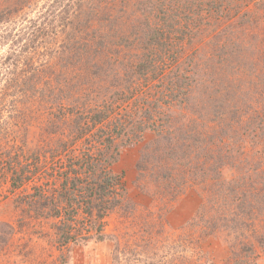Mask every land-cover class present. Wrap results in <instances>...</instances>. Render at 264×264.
Masks as SVG:
<instances>
[{
	"label": "rangeland",
	"instance_id": "374dc122",
	"mask_svg": "<svg viewBox=\"0 0 264 264\" xmlns=\"http://www.w3.org/2000/svg\"><path fill=\"white\" fill-rule=\"evenodd\" d=\"M125 1V9H128L130 0ZM246 1L228 4V0H223L219 8L212 9V17L201 16L203 20H195L197 25L194 27L189 21L186 29L184 19L179 14L182 26L178 28V24H175L170 28V35L164 39L170 47V58L167 53L164 57L168 62L167 69L170 64V69L176 67L181 73L182 81L172 88L177 91L175 87H180L182 92L189 87L192 90L186 95L179 94L172 104L166 102L170 98V91L166 90L167 94L160 100L163 104L161 113L150 117V120L146 117L143 131L137 128V122L132 124L126 117L127 111L135 110L137 103L135 96L127 101V95L123 97L119 93L124 83L120 73L114 75L109 70H102L88 77L89 82L85 83V74L83 80L79 79L82 72L60 68L55 65L54 59L41 54L38 62L43 61V70L33 80L26 81L27 84L23 86H14L12 82L10 87H5L6 78L13 77L16 72L11 66L13 64L5 67L7 62L2 59L9 50V44L0 41V222L8 227L7 240L0 246V264H233L229 257L234 235L223 224L212 234L203 233L204 218L214 216L219 209L216 206L223 201L218 202L210 191L194 184L186 186L181 194L172 198L170 178L167 180L170 172L166 175L160 169L163 164L156 168L155 164L160 163L154 162L156 158L150 163L143 160L145 165L153 166L143 170V175L137 164L142 161L144 148L148 144L153 143L162 149L170 139L179 144L182 136L190 138L191 134L194 137L197 136L196 132H204L208 133L207 139L212 137L213 140L208 141L206 147L209 148L204 151L205 154L215 157L218 154L236 155L218 168L223 173V183L239 187L241 176L250 173L247 169L251 163L257 164L258 171L264 172L262 132L255 130L249 135L240 134L242 136L232 139L231 134L221 130L222 125L229 121L236 129L237 117L244 124L253 125L256 120L261 125L260 118L264 123V9L253 7L252 3L246 6ZM124 2H118L115 13L123 8ZM187 3L191 4V1L186 0ZM44 6L47 5L41 0L38 6L31 5L25 12L35 17ZM118 18L115 28L126 26L133 29L131 34L136 37L128 39H131V44L135 39L140 40L135 49L130 48L131 44L126 46L125 51L133 55L138 45L145 43L150 28L141 21L142 18L131 26L132 19L127 13ZM22 29L13 31L15 35L28 36L34 31L33 28ZM182 29H185L184 33ZM57 32L58 35H50L45 41L52 45L50 48H54L58 40L59 43L63 41V45L67 44L66 33L61 29ZM222 44L233 47L229 49L232 52L228 61L221 60L218 53ZM20 45L16 48L21 49ZM122 47H109L108 54L114 55L112 61L116 72L121 68L119 58L124 54ZM116 49L121 51L116 52ZM158 55L157 52L152 53L157 64ZM18 66L22 68L18 77L24 78L21 74L25 68L23 60L18 62ZM60 69L63 79L65 76V81L69 84L76 82V85L60 93L59 102H53L54 99L49 96L45 100L50 91L48 79L61 74ZM76 69L79 70L78 65ZM184 76H193L191 81H186L185 87ZM151 89L141 88L143 93L139 90L138 94L147 95L145 92H149L146 97L151 100ZM53 90H57L56 87ZM42 93H45L44 97ZM80 96L83 105L76 103ZM187 98L190 100L186 104ZM103 103L111 108L109 119L94 127L89 135L76 140L73 132L74 117L78 114L76 109L98 110ZM200 106L205 111L201 117L194 113ZM73 108L75 110H71ZM120 118L128 128L114 136L113 150H119V158L111 166L124 177L125 192L121 195L120 190V195L116 196L121 201L119 205L98 222L96 214L85 215L84 206H78L83 202L75 193L76 200L73 202L78 207L76 217L70 219L65 210L66 200L60 202L61 215H51L55 203L60 198L67 199L63 197L64 192L68 198L70 193L76 192L63 186L66 178L70 187L71 180L76 177L72 170L68 171L69 164L75 163L74 168L78 169L77 159L95 147L110 155L112 151L105 147L106 143L108 146L110 144L107 136L115 119ZM212 130L217 134L213 135ZM239 149L242 152L240 155L230 153ZM248 158L252 161L245 163L244 160ZM82 170L79 176L82 179L90 178ZM19 172L23 180L19 186H13L12 176ZM65 172H69L66 177ZM214 183L217 184V181ZM226 203L220 210H225ZM36 211L41 214L43 211L45 216ZM261 222L256 226L258 231L264 230L260 227ZM23 223L26 224V230H23L26 235L22 231ZM64 223L69 225L74 237L67 244L62 241L59 229ZM93 224L96 227L90 229ZM26 241L41 243L47 250L48 256L43 263L28 260L29 257L23 252L28 247L22 246ZM263 257L264 253L259 251L258 258ZM261 260L259 264H264Z\"/></svg>",
	"mask_w": 264,
	"mask_h": 264
},
{
	"label": "trees",
	"instance_id": "16d2710c",
	"mask_svg": "<svg viewBox=\"0 0 264 264\" xmlns=\"http://www.w3.org/2000/svg\"><path fill=\"white\" fill-rule=\"evenodd\" d=\"M40 1L0 0V30L1 28L3 29L0 31L2 34L0 35V41L9 44V50L2 60L7 62L5 64L6 68L13 64L11 66L15 68L14 71L16 72H14L15 75L13 77L6 78L7 86L5 83V87H10L12 82L14 86H23L26 81L33 80L37 76V73L41 69L43 70V61L38 62V57L41 54L47 58L51 57L54 59L56 61L55 65L60 68L67 67L80 71V73L82 72L79 74V79L83 80V75L85 74V83L89 82L88 77L95 76L102 70H109L114 75L120 73V78H122L124 83H122L123 86L119 93L123 97L127 95V101H131L132 97L135 96L137 103L136 109L130 112L127 111L126 117L132 124L137 122L139 124L137 128H141V131L146 127L143 125L146 122V117L148 119L150 117L153 118L155 114L161 113L163 104L160 100L162 98L164 99V96L167 94L166 90L170 91V98L166 99L168 104H172L174 98L179 96V94L186 95L189 90H192L189 87L186 91L182 92L180 87H175L177 91L172 88L174 85H178L182 81V78L181 73H179L176 67L170 69L169 64V68L167 69L166 66L168 62L164 56L167 53L170 58V47H168L164 39L167 38V35H170V28L174 27L175 24H178V28H180L182 26L180 24L182 23V18L184 19L185 29L186 25L189 26V21L193 23L194 27L197 25L195 24V20H203L201 16L212 17L214 14L212 9L219 8L223 2V0H189L191 4H186V0H130L128 2L129 8L125 9V6H127V1L125 0H44V4L47 6H44V9L41 8L35 17L26 14L25 11L31 5L38 6ZM236 1L238 2L239 0H228V4L230 2L236 3ZM118 2H124L125 5L115 13ZM249 3H252L253 7L264 9V0H249V2L247 0L245 5L249 6ZM126 13L132 19L131 26L136 25V21L142 18L141 21H144V24L150 28L147 39L144 41L145 43H140L133 55L130 51H125L126 46L129 47L131 44V39H128L136 37V35L131 34L133 29L130 27L126 28V26L115 28V23L119 20L118 17L120 15L126 16ZM144 13H146V16H144ZM159 13L162 14L157 15ZM176 13H178L177 16L175 15ZM179 14L182 16L181 19L179 18ZM161 23L162 25H160ZM26 27L34 29L33 33L29 34L30 36L26 34L15 35L13 29ZM59 29L66 33V39H68L67 44L63 45V41H60V44L58 40L55 47L50 48L52 45L50 43L46 44L45 41L50 35H58L57 31ZM185 29H182V33L185 32ZM22 30L25 31L26 29ZM22 30H20L21 33ZM139 41V39H135L130 48L135 49ZM20 43L22 48H16ZM110 45L117 48H120V46L124 47H122L124 54L122 57H118L121 68L117 72L115 67H113L115 66L114 61H112L114 60V55L109 56L108 54ZM231 48L233 47H228L226 44L221 45L220 52H218L221 60H229L232 52L229 49ZM120 51L121 49H116V52ZM153 52L159 54L158 64L156 63L157 59L152 57ZM20 60H23L25 65L24 71L21 73L24 78L18 77V72L22 70L18 66ZM77 65L79 70L76 69ZM121 70L122 72H120ZM60 73L52 79H48L50 91L45 100L49 96V98L54 99L53 102L56 100H58L56 102H59L61 98L59 94L66 92L76 85V82L69 84L65 81V76L63 79L61 69ZM192 79L193 76H184L183 86H186V81H191ZM45 86H47L46 83ZM55 87L58 91L53 90ZM144 87H152L150 93L151 100L147 99L149 92H145L148 93L147 95L138 94L141 91L140 89ZM140 93H143V91ZM42 96L44 97L45 93H42ZM81 99V96L79 101L75 99L76 103L83 105L84 101L81 102ZM189 100L190 98L186 99V104ZM179 102L181 103L182 100ZM103 104V107L100 109L90 111L78 106L79 108L76 109L78 114L74 117L73 121L75 123L73 125V132L76 134V140L89 135L94 127L103 124L106 119H109L111 116V108L105 105V103ZM71 110H75V108ZM71 112L73 113V111ZM203 112L205 111L201 109V106L194 111L199 117H201V113ZM238 119L240 117L236 118V129L232 128V123L229 121L222 125V132L231 134L232 139L234 136L237 137L240 134L249 135L250 132L255 130H259L264 136V123H262L261 118V125L256 120L251 125L249 123L244 124V121L241 122ZM115 120L116 122L113 123L110 135L107 136V141L110 144L109 146L107 143L105 145L112 153L107 155V152L95 147L93 150L91 149L88 153H85L80 159H77V164H79L78 169L74 168L75 163L69 164L68 171L72 170L76 177L74 180H71L70 187L67 186L69 181L66 178L63 186L67 190L72 189L76 192H69V198L68 194L64 192L63 197L67 199L60 198V201L55 203L56 205L53 207L54 211L51 215L60 216L62 209L60 208V202L66 200L67 205L65 210L70 219L76 217L78 207L73 202L76 200L75 193L80 196V200L83 202V204H78V206H84L85 215L96 214L95 216L98 222L119 205L121 201L117 200L116 196L120 195V190L121 195H123L122 192H125V185L123 183V174L121 172H115L111 167L119 158V150L116 148L113 150L112 143L114 136L127 130L128 126L122 123L121 118ZM152 122H155V120L153 121L152 119ZM231 131L237 133H231ZM212 133L213 135L217 134L215 130H212ZM207 134H204V132H196L197 136L194 137L192 134L190 138L182 136L179 139V144L178 141L173 142L170 139L167 141L165 148L162 149L153 145V143L148 144L144 148L142 161L138 162L137 167L143 175V170H149L153 167L145 165L143 160L144 162L150 163L156 158L157 160L154 162H160L155 164L156 168L163 164L164 167L161 165L160 169L166 175L168 171L170 172L167 175V180L169 177L170 196L172 198L177 194H181L186 186L194 184L202 185L203 188H206L205 190L207 192L210 191L212 193V197L218 202H229L226 203L225 210H220L223 203L218 206L215 205L219 208L216 214L210 218H204L203 233L207 235L212 234L223 224L229 230L227 231L234 235L229 260L231 259L233 264H259L261 259V261H264V257L258 258L259 251L264 253V230L258 231L256 226H259L258 222L263 221L260 227L264 228V172L258 171V165L251 163L247 169V171L250 170V173H244L241 176L242 182L239 183V187H233L228 182L223 183V173L218 168L226 164L229 159H232L236 155L219 156L218 154L215 157L209 153L205 154L204 151H207L209 148L206 147L208 141L209 143L213 141L211 139L212 137L207 139ZM239 152L240 149L230 153H238L240 155L242 152ZM251 161L252 159L249 158L244 160L245 163ZM82 169H84V172L90 178L86 177L82 179L79 176L78 173L83 171ZM68 174L69 172H65V177ZM12 179V185L19 186L23 177L19 172L16 176L13 175ZM215 180L217 184L214 183ZM80 184L82 185L80 186ZM43 206L45 207V204ZM36 212L40 215L45 214L43 211L42 214L39 211ZM93 225L89 228L96 227L95 224ZM59 229L64 243L67 244L74 238L70 233L71 228H69L68 224L64 223L63 227L60 226ZM6 230H8L7 224L0 222V246L7 240Z\"/></svg>",
	"mask_w": 264,
	"mask_h": 264
},
{
	"label": "crops",
	"instance_id": "0c3cea01",
	"mask_svg": "<svg viewBox=\"0 0 264 264\" xmlns=\"http://www.w3.org/2000/svg\"><path fill=\"white\" fill-rule=\"evenodd\" d=\"M23 224H24V227L22 231L26 230V224L25 223ZM23 234L26 235V232L23 231ZM22 246L28 247L27 249L23 250V252H25L24 254L27 256V258L29 257L28 260H31L33 262L38 263L41 261L43 263V260H45L48 256V253L46 252L47 250L44 249L41 243L37 244L35 241H31V242L26 241V242H23ZM38 258H41V260H39Z\"/></svg>",
	"mask_w": 264,
	"mask_h": 264
}]
</instances>
